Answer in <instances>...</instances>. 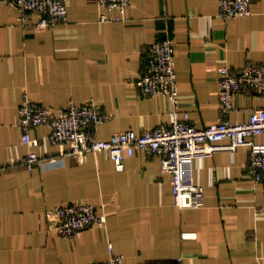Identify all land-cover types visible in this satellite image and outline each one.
I'll list each match as a JSON object with an SVG mask.
<instances>
[{
    "label": "crops",
    "instance_id": "1",
    "mask_svg": "<svg viewBox=\"0 0 264 264\" xmlns=\"http://www.w3.org/2000/svg\"><path fill=\"white\" fill-rule=\"evenodd\" d=\"M249 7L247 16L222 20L218 0H131L124 12L67 0V22L37 30L0 0V165L29 151L56 159L0 171V264H100L110 246L128 264H264L262 183L245 173L246 147L194 160L203 204L178 208L158 156L135 152L118 171L103 153L84 161L61 156L45 140L46 125L31 130L38 146L23 144L16 126L24 92L51 110L70 100L94 102L109 116L96 129L100 140L168 123L169 99L143 96L136 85L147 47L165 36L174 42L180 117L187 114L198 127L215 122L218 69L264 62V0ZM102 13L112 19L101 22ZM235 104L229 120L245 122L264 107V95L247 90ZM72 202L93 204L105 224L58 236L46 213ZM184 233L194 237L183 239Z\"/></svg>",
    "mask_w": 264,
    "mask_h": 264
},
{
    "label": "built area",
    "instance_id": "2",
    "mask_svg": "<svg viewBox=\"0 0 264 264\" xmlns=\"http://www.w3.org/2000/svg\"><path fill=\"white\" fill-rule=\"evenodd\" d=\"M107 11L124 12L131 0H95ZM19 11V22L24 25L32 20L34 28L46 30L56 24L66 23L67 0H8ZM250 0H218L217 15L222 20L247 16L251 13ZM101 22L112 18L105 13ZM147 56L141 77L136 85L146 97L165 96L172 110L169 121L154 128L136 133L133 130L117 132L107 140L97 138V127L109 116L100 111L92 101L82 104L68 101L62 109L51 110L32 100L26 92L18 109L16 126L21 132V142L38 146L39 140L31 138V130L46 125L49 128L45 140L59 148L61 156H77L84 161L90 153H103L110 158L116 170H124L125 160L135 152L146 156H158L164 174L172 178L173 203L178 208H199L203 204V189L193 181L194 160L208 157L218 151H235L247 148L248 159L245 173L262 183V203L258 211L264 213V107L252 110L245 122H231L229 114L236 109L235 97L245 91L264 95V62H246L239 70L227 66L218 69V118L204 127L193 124L187 114L180 117V100L174 64V42L169 36L156 39L147 47ZM67 147V150L65 149ZM56 159H47L37 152L29 151L24 157L10 158L8 164L0 165V171L9 166H23L32 170ZM50 229L58 236L74 238L91 227L106 222L103 213L90 203L72 202L48 210ZM193 234H182L183 239ZM110 257L100 264H128L109 247Z\"/></svg>",
    "mask_w": 264,
    "mask_h": 264
}]
</instances>
